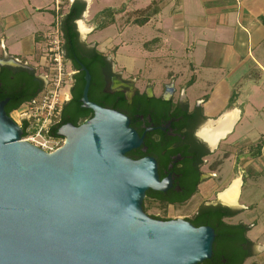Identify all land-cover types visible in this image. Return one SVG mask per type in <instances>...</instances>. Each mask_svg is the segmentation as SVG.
<instances>
[{
	"label": "water",
	"instance_id": "95a60500",
	"mask_svg": "<svg viewBox=\"0 0 264 264\" xmlns=\"http://www.w3.org/2000/svg\"><path fill=\"white\" fill-rule=\"evenodd\" d=\"M84 70L82 106L94 115L61 126L57 134L65 140L55 151L24 140L23 127L6 112L8 98L0 101V264L210 259L212 227L158 220L144 210L146 192L168 186L153 157L128 156L143 138L124 113L88 99L91 75Z\"/></svg>",
	"mask_w": 264,
	"mask_h": 264
},
{
	"label": "crops",
	"instance_id": "0c3cea01",
	"mask_svg": "<svg viewBox=\"0 0 264 264\" xmlns=\"http://www.w3.org/2000/svg\"><path fill=\"white\" fill-rule=\"evenodd\" d=\"M151 3L153 14L129 29L152 25L155 31L144 40L139 35L134 44L139 45L144 57L168 67L162 81L171 82L176 96L188 101L190 108L200 106L207 126L220 127V141L226 139V144L239 147L254 145L258 139L254 128L243 135L242 126L250 121L251 113L257 112L251 96L258 98L264 88L258 81L264 77V0H151L139 9ZM59 6L60 0H0V56L11 55L28 64L40 33L62 17L56 9ZM133 41L126 39L122 44L133 46ZM103 47L101 52L109 45ZM177 65L184 67L172 69ZM187 70L189 78L184 74ZM253 89L257 93L251 95ZM242 151L239 153L244 156L238 155L237 161L245 159L246 151ZM262 157L250 160L254 169L261 166ZM237 167L241 193L248 172L239 162Z\"/></svg>",
	"mask_w": 264,
	"mask_h": 264
},
{
	"label": "flooded vegetation",
	"instance_id": "af4514ba",
	"mask_svg": "<svg viewBox=\"0 0 264 264\" xmlns=\"http://www.w3.org/2000/svg\"><path fill=\"white\" fill-rule=\"evenodd\" d=\"M58 31L63 43V33L59 27ZM77 31L79 32L78 28ZM77 42L79 50L85 55H89V49L95 47L85 44L80 33ZM66 62L71 68L69 92L64 98L65 101L61 105L57 119L48 126L45 137L61 139L64 143V137L58 134L57 136L51 135L50 131L53 126L59 125L56 131L58 132L63 125L79 126L85 120L93 117L94 112L83 107L81 100L86 83V71L84 70L86 68L91 75L88 99L103 107L120 111L130 119L131 127L143 138V142L138 148L130 151H134L135 155L128 154V156L133 159L153 157L157 163L160 180L165 181L168 186L164 191L149 189L143 202L144 210L158 220L174 219L149 213L145 202L147 200L157 208L184 206L199 192V187L205 178L208 180L212 175L204 170V167L208 163V157L218 149L221 141L219 138L212 142L203 135L204 117L199 111L200 106L190 108L188 101L176 96V90L171 82L157 85L150 79L142 82L138 77L124 76L122 70L115 68V61L109 58L107 60H81L78 58V60H66ZM87 64L92 71L87 67ZM31 72H34L44 82L45 87V79L36 72L34 67L11 55L0 56V96L4 95L2 100L8 98L5 108L32 94L35 82L31 79ZM81 77L84 80V86L79 101L80 109L89 114L85 117L79 113V109L71 104L74 95L81 86ZM138 80L140 85L136 83ZM34 99L21 103L17 109L23 104H30ZM17 109L12 110L9 115L12 116V112ZM23 124L24 120L20 125L23 127ZM236 209V206L224 202L221 198L210 202L204 200L193 216L185 219L193 223L201 214L212 213L217 216L213 225L205 223L199 226H210L214 229L216 234L214 242L218 234L232 239L233 247L229 254L237 259L245 256V262L256 254L255 246L247 235L249 230L243 234L237 231L238 229L229 227V225L244 223L233 224L227 221L228 218L236 215L219 216L220 214L234 213ZM213 255L214 243L213 254L210 258L212 261L215 260ZM221 260L222 263L227 262L226 258ZM251 264L258 263L252 262Z\"/></svg>",
	"mask_w": 264,
	"mask_h": 264
},
{
	"label": "rangeland",
	"instance_id": "374dc122",
	"mask_svg": "<svg viewBox=\"0 0 264 264\" xmlns=\"http://www.w3.org/2000/svg\"><path fill=\"white\" fill-rule=\"evenodd\" d=\"M84 1L86 2V10L77 23V28L80 30L79 33L83 42L91 46L94 45L98 50H100V48L104 49V45H109V48H106L103 52H105L104 54H106L110 60L115 61V68L117 70H122L124 76L138 77L142 82L150 78L152 81H157V85L164 82L162 80L166 79L165 74L167 73L168 67H164L163 64L162 66L158 63L156 64L151 58L144 57L142 55L144 52L142 51L141 53V48L139 45L134 44L133 41L139 35L143 40L147 37H151L154 33L153 31H155L153 30L152 25L143 29H139V27H134V29L132 27L129 29V27L135 25L134 19L141 15L137 13L138 10H141L139 8L150 3L151 0ZM70 3L71 0H60V6L56 8L59 15L61 13L62 15L67 13ZM106 8L114 9L115 19L111 25L103 30L99 29V25L102 21L109 19V16L105 17L102 15V11ZM146 8V16L149 14L152 15L154 12L153 3L146 6ZM46 17L50 18V15H47ZM0 20L2 19L0 18ZM59 20L60 19H56L55 22L50 25L49 29L40 33V42L34 46L33 57L28 58L27 61L28 65L34 67L36 72L45 79L46 83L43 90L53 89L55 83H58V79L61 78L58 91L62 98L67 96L69 92L71 68L69 63L66 62V59L63 58L62 71L59 73L58 69H54V64L49 53V47L51 46L50 41L54 40L57 35V29L59 27L57 25ZM81 21L85 24L87 28L86 30L80 28L79 23ZM131 38L133 46L122 44L124 40H131ZM136 40L135 42H137ZM117 45L119 46L118 51ZM115 49L117 52L113 59L112 56H114ZM185 54L186 53L182 52V56H185ZM165 60L167 63L171 62L169 58H166ZM180 67L184 66L177 65L172 69L176 70L178 68L180 69ZM188 73L189 71L187 70L184 74L189 78ZM139 80L136 83L139 84ZM258 81L264 87V77H259ZM248 86L251 89L253 88L251 83L248 84ZM254 86L259 89L261 88L256 84H254ZM249 93L253 95L257 92L253 89ZM251 97L256 102L257 112L251 113L254 115L250 121L248 120V122L243 124L242 134L245 135L249 129L254 128V136L258 137L256 143L254 145H243L242 147H239L237 145L226 144V139H222L218 149L208 157V163L204 167V170L210 172L212 175L209 176L208 180L205 178V181L199 187V192L194 195L188 204L178 207L157 208L152 206V204L146 200L145 206L149 213L164 218H190L204 200L210 202L215 201L217 198H221L220 193L226 190L232 184L233 180L240 179V172L237 167L239 162V165L245 166L244 168L245 170L247 169L246 172H248V174L242 186L241 193H239L237 197V201L233 203L237 208L234 213H240L236 214L234 217L228 218L227 221L233 224L244 222L250 227L247 235L255 246L256 254L255 256L248 258L243 264H251L252 262L264 264V133H261L264 128H260L264 127L262 122V119L264 118V88L261 90V94L258 95V98L254 95ZM28 106H30V104H23L19 109L12 112V117L18 122V124L23 122L22 115H25ZM21 111H23V113H21ZM53 118L56 120V117ZM31 119L32 124L35 125L36 121L34 117ZM207 125L208 122L206 120L202 127H207ZM243 149L246 151L245 159L237 161L238 155L243 154L244 156V153H239V151L243 152ZM251 153L254 154L250 155ZM262 155L263 157L261 159L263 160V163L260 167H255L254 169L253 162H250V160L253 157Z\"/></svg>",
	"mask_w": 264,
	"mask_h": 264
},
{
	"label": "trees",
	"instance_id": "16d2710c",
	"mask_svg": "<svg viewBox=\"0 0 264 264\" xmlns=\"http://www.w3.org/2000/svg\"><path fill=\"white\" fill-rule=\"evenodd\" d=\"M147 9V8H146ZM146 9H141L138 10L137 13L144 15L146 13ZM86 10V2L84 0H74L73 2L70 3L69 9L67 13L62 15V17L59 20V28L63 33L62 39L63 43L61 44V48L64 54V58L66 60H78L80 58L81 60H107V55H105L103 52L98 50L96 47H93L89 49V55L82 54V52L78 48V42L77 38L79 36V32L77 31V24L76 21L79 20L83 13ZM64 13V12H63ZM62 14V13H61ZM102 15L105 17L109 16V19L106 21H102L99 25V29H104L111 25L114 22V15L115 11L113 8H106L105 10L102 11ZM103 16V17H104ZM148 19V16H145L144 18H140L139 16L134 19V23L137 24H143L146 20ZM87 67L92 71L91 67L89 64H87ZM84 74V73H82ZM28 75V73H27ZM31 79L35 82V88L27 98H23L18 100L15 103L9 104L5 109L8 114L14 109H17L21 103L25 101H30L34 99L40 91L44 89V82L40 80L34 72H31ZM38 83V84H37ZM84 86V80L81 77V86L78 90V92L74 95V98L71 102L77 109H79V113L82 116H87L89 115L88 113L84 112V110L80 109V101L79 97L82 94V89ZM12 95V94H11ZM4 95L0 96V100H2ZM200 113L203 115V111L201 108H199ZM28 126V121L25 120L23 124V129H24V134L26 135V127ZM59 125L53 126L51 128V135L57 136V129ZM129 155H135L134 151L129 152ZM232 216L236 215V213H226V214H220V217L223 216ZM217 216L213 215L212 213H205L201 214L193 223L196 226H199L200 224H211L213 225V222ZM229 227L235 228L237 231L240 233L242 232L243 234L249 230V226L244 223H239L236 225H229ZM233 240L230 239L229 237L223 236L222 234L219 235L216 238V241L214 242V261L211 259H207L202 263L199 264H243L245 256H242L241 258L237 259L235 257H232V255L229 254L230 250L233 247ZM223 258L227 259L226 263H222Z\"/></svg>",
	"mask_w": 264,
	"mask_h": 264
},
{
	"label": "built area",
	"instance_id": "2783aa9c",
	"mask_svg": "<svg viewBox=\"0 0 264 264\" xmlns=\"http://www.w3.org/2000/svg\"><path fill=\"white\" fill-rule=\"evenodd\" d=\"M50 44L49 53L54 64V69H58L60 73L62 71V59L64 58V54L61 48L62 42L58 29L55 39L50 41ZM59 81H61V78L58 79V83H55L53 89L43 90L42 93L30 103L25 115H22V120L28 121L26 135H23V139L50 152L58 149L63 143L61 139L45 137L48 126L54 121L53 117L57 119L61 105L65 101V96L61 98L60 92L58 91L60 85ZM21 113H23V111H21ZM32 117H34L36 121L35 125L32 124Z\"/></svg>",
	"mask_w": 264,
	"mask_h": 264
},
{
	"label": "bare ground",
	"instance_id": "6f19581e",
	"mask_svg": "<svg viewBox=\"0 0 264 264\" xmlns=\"http://www.w3.org/2000/svg\"><path fill=\"white\" fill-rule=\"evenodd\" d=\"M79 24L82 30L87 29L82 21ZM219 130L220 127H217L216 129L213 128L211 129L209 128V126H207L206 128H204L203 135H205V137H207L209 140L213 142L214 136L218 134L217 132H219ZM240 185H241L240 179L233 180L232 184L226 190L220 193L221 199L230 204L235 203L239 195Z\"/></svg>",
	"mask_w": 264,
	"mask_h": 264
}]
</instances>
